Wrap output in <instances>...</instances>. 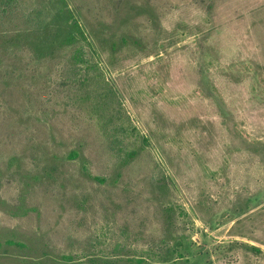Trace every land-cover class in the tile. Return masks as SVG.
<instances>
[{
	"label": "rangeland",
	"instance_id": "1",
	"mask_svg": "<svg viewBox=\"0 0 264 264\" xmlns=\"http://www.w3.org/2000/svg\"><path fill=\"white\" fill-rule=\"evenodd\" d=\"M140 258L264 264V0H7L0 264Z\"/></svg>",
	"mask_w": 264,
	"mask_h": 264
},
{
	"label": "trees",
	"instance_id": "2",
	"mask_svg": "<svg viewBox=\"0 0 264 264\" xmlns=\"http://www.w3.org/2000/svg\"><path fill=\"white\" fill-rule=\"evenodd\" d=\"M7 2V0H0V8ZM67 20L69 23V32L67 36L63 39L61 45H68L75 48V60L80 61L83 60L82 54L84 53V44H87L93 48L92 42L89 39L86 30L80 22L79 16L75 15L72 11L68 12ZM255 248V247H253ZM257 252L260 250L255 248ZM67 260H71L70 257H66ZM132 264L133 262L130 261ZM145 264L144 259H137L134 263ZM133 263V264H134Z\"/></svg>",
	"mask_w": 264,
	"mask_h": 264
}]
</instances>
